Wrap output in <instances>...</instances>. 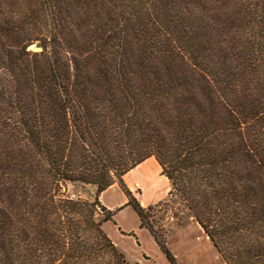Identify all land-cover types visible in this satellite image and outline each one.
<instances>
[{
    "label": "trees",
    "instance_id": "obj_1",
    "mask_svg": "<svg viewBox=\"0 0 264 264\" xmlns=\"http://www.w3.org/2000/svg\"><path fill=\"white\" fill-rule=\"evenodd\" d=\"M151 158L226 264H264V0H0V264H131L99 198Z\"/></svg>",
    "mask_w": 264,
    "mask_h": 264
},
{
    "label": "rangeland",
    "instance_id": "obj_2",
    "mask_svg": "<svg viewBox=\"0 0 264 264\" xmlns=\"http://www.w3.org/2000/svg\"><path fill=\"white\" fill-rule=\"evenodd\" d=\"M31 50L38 51L34 46ZM146 162L149 165L140 171H131L122 179V183L116 182L114 188L106 191L103 206L122 207L125 192L129 190L144 208L153 207L148 212L149 220L156 232L166 239L168 248L177 258V264H225L181 199L168 198L171 184L163 175L162 168L158 165L160 168L157 171L153 169V158ZM66 192L73 199L93 203L97 188L68 183ZM123 209L115 212L113 220L105 223L103 230L127 261L131 264H171L149 230L141 228L136 212L131 207Z\"/></svg>",
    "mask_w": 264,
    "mask_h": 264
},
{
    "label": "crops",
    "instance_id": "obj_3",
    "mask_svg": "<svg viewBox=\"0 0 264 264\" xmlns=\"http://www.w3.org/2000/svg\"><path fill=\"white\" fill-rule=\"evenodd\" d=\"M154 159V163H152L151 165H152V167H153V169L155 170V171H157V169L158 168H160L161 166L159 165V163L156 161V159L155 158H153ZM147 165H149V164H147V162H144L143 164H141L140 166H138L136 169H134L132 172H136V171H140V170H142L144 167H146ZM160 167H159V166ZM115 187V185L113 186V187H111V188H114ZM110 188V189H111ZM110 189H108V190H110ZM105 193L106 192H104V193H102V195L100 196V201H102L101 202V204L102 205H104L103 203H104V195H105ZM169 193V192H168ZM127 203H128V198L127 197H125V200H124V203H123V205H122V207H110V206H108V205H106V208L108 209V210H110V211H113L114 213L115 212H117L118 210H120V211H122L121 210V208H125V209H128V208H130V207H125L126 205H127ZM125 209H123V210H125ZM119 211V212H120ZM118 212V213H119ZM170 251H171V249H170ZM172 252V251H171ZM175 252V251H174ZM172 254H173V252H172ZM173 256L176 258V256L173 254ZM176 260H177V258H176ZM224 263H225V261H224ZM226 264V263H225Z\"/></svg>",
    "mask_w": 264,
    "mask_h": 264
},
{
    "label": "water",
    "instance_id": "obj_4",
    "mask_svg": "<svg viewBox=\"0 0 264 264\" xmlns=\"http://www.w3.org/2000/svg\"><path fill=\"white\" fill-rule=\"evenodd\" d=\"M42 44H40V43H37L36 45H34V49L35 50H38V51H41L42 50Z\"/></svg>",
    "mask_w": 264,
    "mask_h": 264
},
{
    "label": "built area",
    "instance_id": "obj_5",
    "mask_svg": "<svg viewBox=\"0 0 264 264\" xmlns=\"http://www.w3.org/2000/svg\"><path fill=\"white\" fill-rule=\"evenodd\" d=\"M100 199V198H99Z\"/></svg>",
    "mask_w": 264,
    "mask_h": 264
}]
</instances>
